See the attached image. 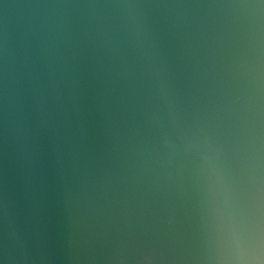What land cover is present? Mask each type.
Wrapping results in <instances>:
<instances>
[{
    "label": "clouds",
    "instance_id": "clouds-1",
    "mask_svg": "<svg viewBox=\"0 0 264 264\" xmlns=\"http://www.w3.org/2000/svg\"><path fill=\"white\" fill-rule=\"evenodd\" d=\"M89 92L120 161L103 176ZM0 107L22 169L47 137L73 177L75 264H264V0H42L0 35ZM2 208L0 264L46 259Z\"/></svg>",
    "mask_w": 264,
    "mask_h": 264
},
{
    "label": "water",
    "instance_id": "water-1",
    "mask_svg": "<svg viewBox=\"0 0 264 264\" xmlns=\"http://www.w3.org/2000/svg\"><path fill=\"white\" fill-rule=\"evenodd\" d=\"M42 0H0V35L19 30L29 19L32 5ZM77 2V0H73ZM161 2H205V0H161ZM158 46L169 65L183 78L187 49L182 41L161 34ZM87 132L90 167L101 176L120 161L104 123L102 105L93 92L88 94ZM51 141L41 139V156L34 172L22 169L18 154L6 139L0 107V230L3 201L7 196L15 218L32 250L46 259L35 264H75L69 257L73 246L76 214L73 177L61 164L50 159Z\"/></svg>",
    "mask_w": 264,
    "mask_h": 264
}]
</instances>
